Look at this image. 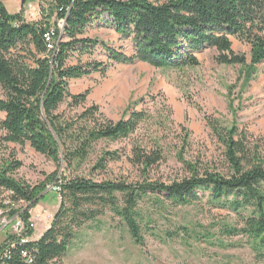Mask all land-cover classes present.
I'll return each instance as SVG.
<instances>
[{"label":"trees","instance_id":"1","mask_svg":"<svg viewBox=\"0 0 264 264\" xmlns=\"http://www.w3.org/2000/svg\"><path fill=\"white\" fill-rule=\"evenodd\" d=\"M104 19L122 40L130 41L132 56L81 38L91 24ZM50 35L53 51L46 39ZM233 40L250 47L249 68L245 56L233 51ZM98 46L105 50L110 63H143L173 72L197 68V55L214 49L219 65L254 72L264 63V0H41L37 22L26 21L24 11L10 14L0 0V113L5 115L0 120V191L8 195V203L0 204L1 217L11 220L22 212L21 220L27 225L29 212L42 201L43 198L36 200L48 183L56 182L60 199L50 228L39 240L19 243L1 258L7 244L14 240L13 235L6 234L0 244V264H28L21 257L22 251L27 252L33 264H57L66 256L77 230L95 222L107 209L120 219L132 242L144 247V230L148 231L151 220L145 219L139 205L148 193L165 195L173 207L193 206L207 197L215 207L234 212L243 227H228L224 233L247 237L254 252L263 258L264 151L259 142L251 141L248 133L240 129L236 114L232 124L226 126L206 118L223 147L225 172L206 170L199 176L198 167L184 163L193 175L170 185L99 182L83 176L81 171L91 164L101 143L135 139L152 119L149 110L128 109L114 122L99 106L86 107L90 91L70 93L71 81L107 74L108 64L81 61L84 56L91 57ZM72 61L77 64L70 65ZM251 77L252 73L246 76V83ZM63 106L65 112H61ZM79 109L83 111L76 113ZM165 111L171 124L172 109L166 106ZM181 129L187 146L190 134ZM156 139L155 147L140 139L133 144V162L144 172L163 159L161 140ZM10 145H29L54 162L57 172L35 187L18 179L23 164ZM178 157L184 162L181 153ZM120 160L118 151L104 152L91 172H105L109 163ZM62 166L65 176L57 180ZM26 235L31 238L34 232Z\"/></svg>","mask_w":264,"mask_h":264},{"label":"rangeland","instance_id":"2","mask_svg":"<svg viewBox=\"0 0 264 264\" xmlns=\"http://www.w3.org/2000/svg\"><path fill=\"white\" fill-rule=\"evenodd\" d=\"M1 1L12 15L19 14L22 5L29 22L40 19L41 0H25L24 4L23 0ZM48 4L44 3V8L47 9ZM59 25L63 26V23ZM81 38L96 40L128 57L134 53L130 41L122 40L105 19L91 24ZM232 44L237 55L245 56L249 68L250 47L237 40ZM216 57V50L206 49L197 55L200 63L197 68L173 72L156 70L143 63H110L101 46L95 48L91 57L84 56L83 64L105 63L110 68L104 77L95 74L71 81L72 95L90 91L86 107L99 106L114 122L119 121L128 109L149 110L152 119L142 126L135 139L101 143L91 164L81 171L83 176L99 182L137 184L148 181L170 185L193 175L184 163L198 167L199 176L206 170L225 172L223 147L213 136L206 118L219 120L226 126L232 124L236 114L235 121L240 129L248 133L251 141L259 142L264 151V63L256 66L253 72L240 66L219 65ZM76 64L70 62V65ZM249 73H252V79L246 83ZM2 96L0 90V98ZM166 106L173 112L171 124L167 121ZM63 111H66L65 106ZM82 111L79 109L76 113ZM4 118L5 115L0 113V120ZM181 128L190 134L187 146ZM156 138L161 140L163 159L144 172L133 162V144L140 139L153 147ZM10 148L23 164L17 173L18 179L33 187L45 183L46 177L58 170L54 162L37 154L29 145H10ZM114 151L121 155L119 162L109 163L105 172H91L102 153ZM180 153L184 162L178 157ZM64 168L59 170L57 180L64 178ZM7 196L0 191V204L8 203ZM41 198L42 201L29 212V222L35 226L32 241L44 235L59 210L56 182L48 183L46 191L36 201ZM139 210L146 220H151L148 231L144 230V247L132 242L120 219L107 209L95 222L77 230L66 256L57 264H264V257L260 258L254 252L247 237L224 233L228 227L242 228L241 219L230 210L210 204L207 197L193 206L173 207L165 195L148 193ZM21 213L17 214L20 219ZM13 219L0 215V244L6 240V234L13 235Z\"/></svg>","mask_w":264,"mask_h":264},{"label":"built area","instance_id":"3","mask_svg":"<svg viewBox=\"0 0 264 264\" xmlns=\"http://www.w3.org/2000/svg\"><path fill=\"white\" fill-rule=\"evenodd\" d=\"M51 35H50V51H53V47L54 45L51 43ZM1 215V213H0ZM3 223H5L3 221ZM13 236H14V240L9 242L7 244V247L4 251V254L2 255L1 258H5V252H9L11 251V249H15L17 246H19V243H29L32 240V237L29 238L28 235H26L29 231H33L34 232V224H32V222H28V224L26 225L23 220L20 219L19 215L15 216L13 219ZM34 236V235H33ZM21 257L23 259H26L28 264H33L32 259L28 256L27 252L22 251L21 252Z\"/></svg>","mask_w":264,"mask_h":264},{"label":"crops","instance_id":"4","mask_svg":"<svg viewBox=\"0 0 264 264\" xmlns=\"http://www.w3.org/2000/svg\"><path fill=\"white\" fill-rule=\"evenodd\" d=\"M26 2V1H25ZM24 6H20V11H24V18H25V20L26 21H28L29 22V20H28V15H27V12L24 10ZM38 21V19H36L34 22H37Z\"/></svg>","mask_w":264,"mask_h":264},{"label":"bare ground","instance_id":"5","mask_svg":"<svg viewBox=\"0 0 264 264\" xmlns=\"http://www.w3.org/2000/svg\"><path fill=\"white\" fill-rule=\"evenodd\" d=\"M22 4H23V2H22ZM46 39H47V41L49 42V46H48V48L50 49V37L46 36ZM48 42H47V43H48Z\"/></svg>","mask_w":264,"mask_h":264},{"label":"water","instance_id":"6","mask_svg":"<svg viewBox=\"0 0 264 264\" xmlns=\"http://www.w3.org/2000/svg\"><path fill=\"white\" fill-rule=\"evenodd\" d=\"M25 3V0H23V4Z\"/></svg>","mask_w":264,"mask_h":264}]
</instances>
